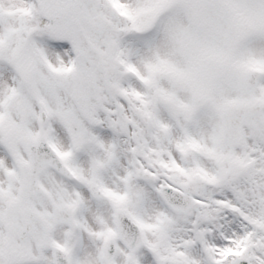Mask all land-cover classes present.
Returning <instances> with one entry per match:
<instances>
[{"label": "snow or ice", "instance_id": "obj_1", "mask_svg": "<svg viewBox=\"0 0 264 264\" xmlns=\"http://www.w3.org/2000/svg\"><path fill=\"white\" fill-rule=\"evenodd\" d=\"M0 264H264V0H0Z\"/></svg>", "mask_w": 264, "mask_h": 264}]
</instances>
